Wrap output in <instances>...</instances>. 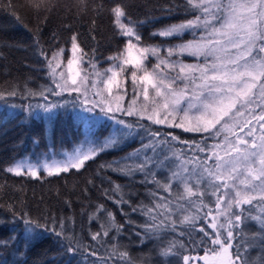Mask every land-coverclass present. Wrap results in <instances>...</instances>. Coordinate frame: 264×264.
Returning <instances> with one entry per match:
<instances>
[{"label": "trees", "instance_id": "16d2710c", "mask_svg": "<svg viewBox=\"0 0 264 264\" xmlns=\"http://www.w3.org/2000/svg\"><path fill=\"white\" fill-rule=\"evenodd\" d=\"M205 5L0 0V264H213L221 247L233 264H264V181L258 171L264 163V109L259 112L258 106L264 105V32L259 17L243 34L242 43L254 39L243 63L260 59L262 69L223 112L225 121L214 135L213 128L120 112L102 129L101 123H86L89 134L110 142L78 168L37 176L7 170L18 157L47 155L45 148L58 154L82 139L84 116L77 107L54 103L51 110L40 97L50 83L53 51L67 49L74 40L84 63L104 65L123 45L113 6L136 26L143 45L199 37L200 26L208 40L225 5ZM216 10L220 13L214 16ZM204 13L213 17L201 23ZM179 22L196 23L195 35L155 32ZM235 53L237 47L222 52ZM205 56L203 68L223 62L221 53H211L209 61ZM185 57L201 61L199 55ZM200 76H184L193 81L189 87L178 84L184 98L221 85L218 76L209 83ZM125 91L123 104L130 93L127 81ZM255 96L257 107L249 116ZM233 185L242 191L231 193Z\"/></svg>", "mask_w": 264, "mask_h": 264}, {"label": "rangeland", "instance_id": "374dc122", "mask_svg": "<svg viewBox=\"0 0 264 264\" xmlns=\"http://www.w3.org/2000/svg\"><path fill=\"white\" fill-rule=\"evenodd\" d=\"M190 1L197 4L207 3L205 6L211 5L212 8L218 2L225 5L220 17L217 18L219 22L216 27L209 31L211 36L208 40H204L206 34L200 26L199 37L189 36L182 41L143 45L138 40L136 26L125 19L119 7L113 6L111 9L113 24L122 36L123 45L119 51L107 58L104 65L95 66L96 63L92 65L90 61L84 63L85 59L80 57L74 40L67 49L58 48L53 51L49 57L50 83L46 87V95L40 93V97L45 99L44 104L47 108L52 107L54 103H57L56 106L59 108L74 104L77 110L85 114L82 117L85 129L84 132L81 130V143L78 142L79 144L71 149L59 151L57 156L49 151L50 148H45L46 152H49L47 155L18 157L7 166V170L37 176L39 171L48 174L66 168H78L84 159L105 148L110 142L109 138L101 136L90 138L86 123L91 122L96 126L105 118L111 124V121L116 122V114L120 112L127 115L137 113L164 123L174 122L179 125L186 123L187 127L198 130L213 128L210 130L214 135L215 128L221 121H225L221 118L223 112L234 106L236 100L262 69L260 59L252 61L248 58L246 63H243L245 54L250 55L251 48H254V39L250 40V43H242V40L246 37L243 35L244 32L256 24L257 17L260 18V26L264 32V0ZM216 13L219 15L220 12L214 11V16ZM210 17L213 15L207 17L204 13L199 21L202 23ZM190 20L192 22L195 19ZM196 29V23L191 27L190 23L179 22L156 29L155 32L161 36L179 34L183 31L195 35ZM235 47L237 53L229 56L222 54L223 51ZM211 53H221L223 62L208 63L209 68H203L205 55L209 61ZM185 55L193 58L199 55L201 61L197 63L195 58L188 60ZM195 72L201 75L203 83L214 81L218 76L217 78L222 80L221 85L207 88L195 97L193 93L184 98V92L178 89V84L189 87L192 80L185 79L184 76L191 77ZM126 81L130 93L128 102L123 104ZM194 86V89H197L196 85ZM256 98L258 97L253 98L251 107H248L249 116H254L250 108L256 106ZM240 106L237 109H240ZM258 106L261 107L259 112H263L264 105L260 103ZM53 108L55 107L51 110ZM252 159L253 157L247 158L249 161ZM258 171L260 180L264 181V163L259 165ZM260 190L264 191V188L261 186ZM230 191L234 193L242 189L233 185ZM213 264H233L224 247L217 252Z\"/></svg>", "mask_w": 264, "mask_h": 264}]
</instances>
